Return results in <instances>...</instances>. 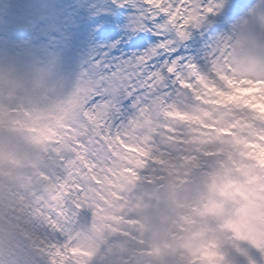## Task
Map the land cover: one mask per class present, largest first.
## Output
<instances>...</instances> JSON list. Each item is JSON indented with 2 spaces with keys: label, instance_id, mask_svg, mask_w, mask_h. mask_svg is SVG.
I'll return each mask as SVG.
<instances>
[{
  "label": "rangeland",
  "instance_id": "374dc122",
  "mask_svg": "<svg viewBox=\"0 0 264 264\" xmlns=\"http://www.w3.org/2000/svg\"><path fill=\"white\" fill-rule=\"evenodd\" d=\"M212 3L216 15L226 0ZM148 11L144 0H0V55L55 69V88L30 107L0 103V120L9 117L0 129V264H142L158 256L157 238L166 243L170 217L134 210L133 193L188 206L176 194L200 164L163 114L181 103L179 61L195 60L216 24L160 49L173 34ZM13 126L41 132L22 164L12 160L24 136L3 146Z\"/></svg>",
  "mask_w": 264,
  "mask_h": 264
},
{
  "label": "clouds",
  "instance_id": "9594fccd",
  "mask_svg": "<svg viewBox=\"0 0 264 264\" xmlns=\"http://www.w3.org/2000/svg\"><path fill=\"white\" fill-rule=\"evenodd\" d=\"M181 69V103L163 115L183 130L200 168L177 191L187 207L161 201L166 243L157 238L159 256L142 264H264V0H241ZM54 73L0 55V103L30 107L55 88Z\"/></svg>",
  "mask_w": 264,
  "mask_h": 264
},
{
  "label": "snow or ice",
  "instance_id": "6c2138e0",
  "mask_svg": "<svg viewBox=\"0 0 264 264\" xmlns=\"http://www.w3.org/2000/svg\"><path fill=\"white\" fill-rule=\"evenodd\" d=\"M144 3L149 8L145 18L153 25H162L173 34V42H162L158 46L160 49H168L174 42L188 40L198 26L202 29L210 21L218 25L222 19L233 15L241 7V0H226L218 14L213 15L215 7L212 0H144ZM179 62L184 64L182 60ZM138 64L146 67L149 64L148 56L140 57ZM167 70L171 73L170 68Z\"/></svg>",
  "mask_w": 264,
  "mask_h": 264
},
{
  "label": "trees",
  "instance_id": "16d2710c",
  "mask_svg": "<svg viewBox=\"0 0 264 264\" xmlns=\"http://www.w3.org/2000/svg\"><path fill=\"white\" fill-rule=\"evenodd\" d=\"M8 118L6 117L4 119L0 120V129L5 128L8 125ZM8 131L11 132V136L9 135L7 137V141H5L4 143V149L8 146V142L10 141L11 138H14L17 136V138L20 140L22 139V136H24V140L25 141H21L17 146L16 149V156L15 158L12 160L15 163L18 164H22L25 161H29L30 159H32V157H34L37 154V150L39 149V146L42 143V140L39 138L36 139L35 137L40 134V130L34 132H29L27 135H23L24 134V130L19 129L16 126L13 127H9ZM9 132H7L6 134H9ZM27 133V132H25ZM30 133H33V135H29ZM22 135V136H21ZM35 138V139H34ZM27 142H30V144H28L27 146H25V144ZM25 146V147H24ZM13 164V163H12ZM15 165V164H13ZM11 164H8V169L11 168ZM162 200H165V197L163 195H156V193L154 191H148V190H142V191H138V192H134L133 196H132V202H131V206L134 210H139V208L141 207L142 204H144V206L148 209L149 213L153 216L156 217V219L160 220L161 216L163 215V209L160 208V203ZM163 222V221H161ZM153 241V240H152ZM157 255L159 256V249L157 251Z\"/></svg>",
  "mask_w": 264,
  "mask_h": 264
},
{
  "label": "bare ground",
  "instance_id": "6f19581e",
  "mask_svg": "<svg viewBox=\"0 0 264 264\" xmlns=\"http://www.w3.org/2000/svg\"><path fill=\"white\" fill-rule=\"evenodd\" d=\"M223 20H224V19H222L221 23H223ZM142 43H143V41H142Z\"/></svg>",
  "mask_w": 264,
  "mask_h": 264
}]
</instances>
